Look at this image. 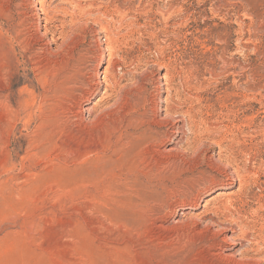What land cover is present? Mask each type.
Returning <instances> with one entry per match:
<instances>
[{"label": "rangeland", "instance_id": "obj_1", "mask_svg": "<svg viewBox=\"0 0 264 264\" xmlns=\"http://www.w3.org/2000/svg\"><path fill=\"white\" fill-rule=\"evenodd\" d=\"M44 1L12 0L30 46L0 60V264H264V0Z\"/></svg>", "mask_w": 264, "mask_h": 264}, {"label": "bare ground", "instance_id": "obj_2", "mask_svg": "<svg viewBox=\"0 0 264 264\" xmlns=\"http://www.w3.org/2000/svg\"><path fill=\"white\" fill-rule=\"evenodd\" d=\"M35 1V2H34ZM28 2L30 4L34 3L37 7L34 8V11L36 14H34V12L32 11L31 14L33 15L34 18H37V21H49L50 18L47 14V11L45 10V1L44 0H28ZM16 4V3H15ZM14 4L12 3V0H0V57L2 59L0 60H4L2 63V67L5 70V72L9 75H11V70L13 69L12 67H10V59L9 57H7L8 55L5 53H8L9 51L13 52L15 48H19L21 47V49H27L30 45L29 42L30 41L28 39V37L26 35H24V33L26 32L25 28V22L21 19V12H20V5L18 6H13ZM22 6V5H21ZM62 9V8H61ZM26 12V11H25ZM24 13V12H23ZM38 14V15H37ZM42 15V16H41ZM24 16V15H23ZM53 20V19H52ZM50 22V21H49ZM36 32H38V27L40 28V24L37 22L36 23ZM28 28V27H27ZM46 30V29H45ZM47 32V31H46ZM45 32V33H46ZM44 35V34H43ZM61 36V35H60ZM32 37V36H31ZM33 38V37H32ZM100 38V37H99ZM98 38V39H99ZM106 39H104L105 41ZM108 43V42H107ZM31 48V47H30ZM43 50V49H42ZM24 51V50H22ZM30 52V51H29ZM46 54V53H45ZM3 55V56H2ZM33 55V54H32ZM35 57V56H34ZM37 57V56H36ZM103 57V56H102ZM17 58V57H16ZM103 58L100 59L99 63H98V68L102 67ZM17 62V61H16ZM18 63V62H17ZM113 63V62H112ZM79 64V63H78ZM73 66V65H72ZM113 66V65H112ZM1 67V68H2ZM39 67V66H38ZM41 67V66H40ZM50 68V67H49ZM111 68V67H110ZM114 68V67H113ZM112 68V69H113ZM40 69V68H39ZM119 69V68H118ZM117 69V70H118ZM4 70H0L4 71ZM41 70V69H40ZM115 70V69H113ZM42 72V71H41ZM112 72V73H111ZM109 72L108 71V66H106V68H104V70L102 71L101 74L97 75L96 78V83H94V85L96 86L97 89H100V87L102 85H107L108 88H114L118 85V81L115 79V74L113 71ZM2 73V72H1ZM4 74V73H3ZM1 75V74H0ZM51 75V74H50ZM166 75V74H165ZM38 76V75H37ZM96 76V75H95ZM6 77V76H5ZM12 78V75L9 77ZM165 77L161 78L164 80ZM4 81V80H2ZM169 81V80H168ZM155 82V81H154ZM120 83V82H119ZM160 83V82H159ZM11 84V83H10ZM136 85H134L135 87L133 88V96L135 97V100H133L134 104H144V100L146 98L145 96V88L143 87L142 84L135 82ZM162 85H166V83L162 84ZM4 89V88H3ZM105 92V91H104ZM104 95V96H103ZM103 97L101 96L98 99V102L100 103L101 101L105 100L107 98V95L105 97V94L103 93ZM168 95H166L167 97ZM147 99V98H146ZM5 100V99H4ZM8 103H6L8 110L10 111V113L12 115H16V111H14V107L10 104L9 99L7 98ZM35 97L33 96L32 92H27L26 95H20L19 97V102L17 103L18 106L20 108H22L23 110H27V108L29 106H31L34 103ZM125 101H127L126 98H124ZM170 100V98H169ZM153 101V100H152ZM162 101V100H161ZM171 101V100H170ZM104 102V101H103ZM146 102V101H145ZM151 102V100H150ZM154 102V101H153ZM157 102V101H155ZM165 102H166V115H165V119H171L172 117L174 118V116H181V112L178 111L177 108H173L171 106L168 105V98H165ZM77 103V102H76ZM81 103V102H80ZM79 103V104H80ZM127 103H131L127 102ZM165 105V106H166ZM128 108L130 106H132V104H127ZM39 107V106H38ZM153 108V107H152ZM38 109V108H37ZM79 111H85L86 109L81 108L80 106L78 107ZM154 112H155V108H153ZM68 113V112H67ZM80 113V112H78ZM83 113V112H81ZM180 114V115H178ZM174 115V116H173ZM147 116V115H146ZM144 118V117H143ZM162 118V117H161ZM161 118H159L156 114H154V116H152V118H147L146 121H142L141 124L139 126H136L137 120H128L127 124L129 125L128 128H125V133H124V141L125 145H133L134 142L140 141V140H148L149 143L151 144V146L153 147H158L163 143L161 134L159 132V128L161 127ZM142 119V118H141ZM162 120L163 122L165 121ZM173 120V119H172ZM178 120V119H177ZM162 122V123H163ZM166 122V121H165ZM171 122V121H170ZM173 122V121H172ZM182 121L178 120L174 123V126H178V124H180ZM173 124V123H172ZM166 125V123H165ZM171 125V123H170ZM173 126V127H174ZM182 127V126H181ZM180 130V129H179ZM175 131V130H174ZM178 133V132H177ZM183 133V132H182ZM165 135V134H164ZM123 140V139H122ZM135 140V141H134ZM120 143V142H119ZM158 149V148H157ZM153 151V150H152ZM172 151L176 152V149H172ZM178 151V150H177ZM180 151V150H179ZM178 151V152H179ZM156 156H161L163 155L160 151L155 150L154 151ZM169 153V152H168ZM158 158V157H157ZM158 161V160H157ZM165 163V162H164ZM168 163V162H167ZM174 165V164H173ZM158 166V165H157ZM218 198H213L209 200V202L211 201H218L219 199H222L224 202H227L228 198L230 197V195H226L225 193H219L217 195ZM226 199V200H225ZM208 203V201H207ZM208 205V204H207ZM206 208V207H205ZM203 214V213H199ZM200 217V216H199ZM213 221V220H212ZM213 223V222H212ZM211 224V222L209 223ZM214 226V225H213ZM213 230V229H212ZM206 232V231H205ZM213 232V231H212ZM211 232V233H212ZM213 234V233H212ZM216 234V233H215ZM214 234V235H215ZM222 254V253H221ZM212 254H210L211 256ZM226 255V254H225ZM223 254H217L216 256L225 259L226 260H232L231 258H233V256H225ZM254 255V254H253ZM213 256V255H212ZM211 256V257H212ZM215 256V255H214ZM217 257V258H218ZM256 257V256H255ZM254 256L252 255H247V256H243L242 259H240V263L237 264H251L252 262L254 263ZM219 258V259H220ZM216 259V258H215ZM259 259V258H258ZM217 260V259H216ZM221 262V260H219ZM236 261V260H235ZM257 261V260H256ZM260 261V260H259ZM231 262V261H230ZM237 262V261H236ZM232 263V262H231ZM235 263V262H233ZM232 263V264H233ZM252 263V264H253ZM225 264V263H223ZM257 264V262H256ZM259 264V263H258Z\"/></svg>", "mask_w": 264, "mask_h": 264}]
</instances>
